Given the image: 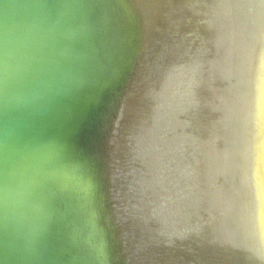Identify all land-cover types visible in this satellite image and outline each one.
<instances>
[{
  "label": "water",
  "instance_id": "obj_1",
  "mask_svg": "<svg viewBox=\"0 0 264 264\" xmlns=\"http://www.w3.org/2000/svg\"><path fill=\"white\" fill-rule=\"evenodd\" d=\"M0 264H264V0H0Z\"/></svg>",
  "mask_w": 264,
  "mask_h": 264
}]
</instances>
